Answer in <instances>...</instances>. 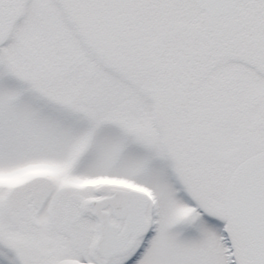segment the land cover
<instances>
[{
  "label": "snow or ice",
  "instance_id": "obj_1",
  "mask_svg": "<svg viewBox=\"0 0 264 264\" xmlns=\"http://www.w3.org/2000/svg\"><path fill=\"white\" fill-rule=\"evenodd\" d=\"M0 264H264V0H0Z\"/></svg>",
  "mask_w": 264,
  "mask_h": 264
}]
</instances>
